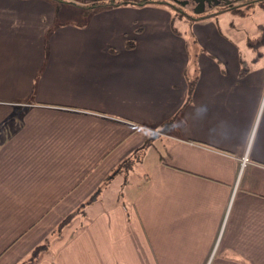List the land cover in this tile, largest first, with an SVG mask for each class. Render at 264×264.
I'll return each mask as SVG.
<instances>
[{
  "label": "crops",
  "instance_id": "1",
  "mask_svg": "<svg viewBox=\"0 0 264 264\" xmlns=\"http://www.w3.org/2000/svg\"><path fill=\"white\" fill-rule=\"evenodd\" d=\"M172 14L0 0V264H264V55Z\"/></svg>",
  "mask_w": 264,
  "mask_h": 264
},
{
  "label": "rangeland",
  "instance_id": "2",
  "mask_svg": "<svg viewBox=\"0 0 264 264\" xmlns=\"http://www.w3.org/2000/svg\"><path fill=\"white\" fill-rule=\"evenodd\" d=\"M92 0H54L55 4V20L58 22H71L77 23L84 21L85 18L88 16V5H90ZM244 0L238 1L236 4H233L237 9L241 11V13L233 12L230 8H226V6H214L209 10L202 12L199 15H207L210 14V17L219 25L222 29L224 27L225 30L228 29L230 25L232 28H242L243 31L249 32L248 36H255L256 34L253 33L255 29V22L256 20H263L264 21V9L255 8L254 12H251L252 7L251 4L247 3L241 4ZM179 9V8H178ZM222 14H219L222 12ZM173 17H172V26L173 28L177 29L178 31L182 32L183 34L187 33L189 38V30L187 29L189 21H191V17L187 14L189 11L186 10H174L172 9ZM184 12V13H183ZM230 23V24H229ZM222 26V27H221ZM234 26V27H233ZM256 30V29H255ZM238 42L240 43L244 54L246 56H253L254 53L249 50V48L245 45L244 39L237 35ZM191 55H192V46H190ZM191 72H188L187 77L191 79ZM192 80V79H191ZM154 153L153 147L148 149V153ZM149 155V154H148ZM247 161V160H246ZM127 163V164H126ZM126 166L130 164L128 161L126 162ZM141 169L138 162H134L131 167H129V174L126 176H120L116 180H114L111 184L115 188L120 187L122 184L126 182V180H137L140 178ZM137 174L139 176H137ZM126 188V187H125ZM124 188V189H125ZM124 192L129 193L130 191L125 189ZM119 193V191H118Z\"/></svg>",
  "mask_w": 264,
  "mask_h": 264
},
{
  "label": "trees",
  "instance_id": "3",
  "mask_svg": "<svg viewBox=\"0 0 264 264\" xmlns=\"http://www.w3.org/2000/svg\"><path fill=\"white\" fill-rule=\"evenodd\" d=\"M54 1V0H53ZM62 1V0H60ZM125 3H134V4H147V3H159V1H149V0H121V1H116V2H109V1H99V2H92L90 5H88V10H93V9H97L99 7H106V6H110V5H119V4H125ZM247 3L249 4H255L258 5L259 7L264 8V0H244V2H241V4H245L247 5ZM227 6V5H226ZM229 8V7H226ZM238 7L235 8L234 5L230 6V9L233 12H238L241 13L240 10L237 9ZM207 15H200L197 16L196 18H193L191 20L194 19H199L201 17H205ZM258 32L255 36H250L247 37L246 39V44L247 46L254 51L255 53V58L261 57L262 55H264V24L263 23H259L257 26ZM128 43H132V41H129ZM247 70H249V64L246 63L244 60H242L240 62V68H239V73L243 74L244 72H246ZM148 143H145L141 146V153L143 152L144 148L147 146ZM47 247V242L41 243L37 246H35L30 253V258L28 261H26V263L24 264H32L38 257L39 254L41 253V251L43 249H45Z\"/></svg>",
  "mask_w": 264,
  "mask_h": 264
},
{
  "label": "flooded vegetation",
  "instance_id": "4",
  "mask_svg": "<svg viewBox=\"0 0 264 264\" xmlns=\"http://www.w3.org/2000/svg\"><path fill=\"white\" fill-rule=\"evenodd\" d=\"M99 1L116 2V1H121V0H92L91 2H99ZM151 1H159L160 4L166 5L171 10L174 9V10H177L178 11L179 9L180 10L183 9V10H186V13H187V11H189L187 14L190 13L189 16L191 17V19L196 18L197 16H200L199 14H201L202 12H205V11L209 10L210 8H212L214 6H226L227 5L226 7H229L230 8V6H232L233 4H236L237 3V2H232V3L226 4V5L218 4V5H214V6L209 7L208 6V3L205 2L204 3V11L199 12V13H195L193 11V9L197 6V2L194 1V0H151Z\"/></svg>",
  "mask_w": 264,
  "mask_h": 264
},
{
  "label": "water",
  "instance_id": "5",
  "mask_svg": "<svg viewBox=\"0 0 264 264\" xmlns=\"http://www.w3.org/2000/svg\"><path fill=\"white\" fill-rule=\"evenodd\" d=\"M194 1L197 2V6L193 9V11L195 13H199V12L204 11V3L205 2H207L208 6L211 7V6L218 5V4L226 5V4H229L232 2H238L241 0H194Z\"/></svg>",
  "mask_w": 264,
  "mask_h": 264
},
{
  "label": "built area",
  "instance_id": "6",
  "mask_svg": "<svg viewBox=\"0 0 264 264\" xmlns=\"http://www.w3.org/2000/svg\"><path fill=\"white\" fill-rule=\"evenodd\" d=\"M247 160V155L244 154L243 157L241 158V165H243Z\"/></svg>",
  "mask_w": 264,
  "mask_h": 264
}]
</instances>
